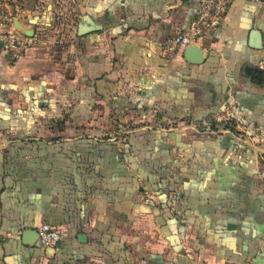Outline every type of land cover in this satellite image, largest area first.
<instances>
[{
    "label": "crops",
    "instance_id": "crops-1",
    "mask_svg": "<svg viewBox=\"0 0 264 264\" xmlns=\"http://www.w3.org/2000/svg\"><path fill=\"white\" fill-rule=\"evenodd\" d=\"M200 1H0L33 40L0 48V264H264V148L208 129L232 93L264 146V0H231L201 63L161 57Z\"/></svg>",
    "mask_w": 264,
    "mask_h": 264
},
{
    "label": "built area",
    "instance_id": "built-area-1",
    "mask_svg": "<svg viewBox=\"0 0 264 264\" xmlns=\"http://www.w3.org/2000/svg\"><path fill=\"white\" fill-rule=\"evenodd\" d=\"M231 0H201L197 15L185 29L174 31L161 45L160 56L171 60L177 52L190 45L195 44L197 40L208 30L220 25L223 21L227 8ZM15 15L11 12L8 4H3L0 8V48L6 52L9 57L15 58L22 49L29 46L33 40L30 36L23 34L14 25ZM218 117V118H217ZM221 119L226 124H231L232 103L225 105L215 119ZM214 120V119H213ZM215 121V120H214ZM216 122V121H215ZM195 130V128L193 127ZM142 201H149V194L138 193ZM36 232L40 243L44 247H57L62 238L61 230L49 222H41ZM223 264H236L232 261H226Z\"/></svg>",
    "mask_w": 264,
    "mask_h": 264
},
{
    "label": "rangeland",
    "instance_id": "rangeland-1",
    "mask_svg": "<svg viewBox=\"0 0 264 264\" xmlns=\"http://www.w3.org/2000/svg\"><path fill=\"white\" fill-rule=\"evenodd\" d=\"M1 1V0H0ZM230 94V100L228 101V102H226L225 103V105H227L228 103H232V112H233V108H234V104H235V99H233L234 98V96L232 95V93H229ZM220 111H221V109L220 110H218V111H216V112H214V113H212L211 114V116L209 117V121H210V123H209V125H211L210 126V128H208L209 130H210V134H212V135H218V134H229V135H231L233 138H235L236 139V141L238 142V143H240V144H245V145H251V146H255V147H257V148H264V146H262L261 145V143H259V140H255V139H253V137L252 136H250L247 132H246V130L243 128V126H241L240 124H239V122L238 121H236L234 118H233V121L231 122V124H226L225 125V123L223 122V121H221V119H215V115L216 114H219L220 113ZM213 119L216 121H213ZM172 120H175V121H172ZM171 121H169V122H167V126H171V125H173V127L175 128V126L177 127V125H176V122H183V120H177V119H172ZM213 121V122H212ZM211 122H212V124H211ZM175 125V126H174ZM198 127H197V130H194V132H195V134H193V133H191V134H189V133H187V132H185V133H182V134H185V135H190V136H197V134L196 133H198ZM200 130V129H199ZM185 131H187V130H185ZM253 149L254 148H250L249 147V152L250 153H255L256 154V156H258V157H262L263 159H264V149H261V150H259V149H257L256 151H253ZM262 168V167H261ZM138 193H140V192H138ZM142 193H146V192H142ZM143 202H146V201H143ZM147 202H149V201H147Z\"/></svg>",
    "mask_w": 264,
    "mask_h": 264
},
{
    "label": "water",
    "instance_id": "water-1",
    "mask_svg": "<svg viewBox=\"0 0 264 264\" xmlns=\"http://www.w3.org/2000/svg\"><path fill=\"white\" fill-rule=\"evenodd\" d=\"M16 28L27 36H30L32 33L30 29L26 30V28H24V26L22 24L17 23V21H16ZM99 28H100V26H95L94 24H92L91 21H89V20L87 21V19H86V22L80 23L78 25V34L83 35L89 31L96 30ZM252 34H255L257 36L256 32H253ZM202 51L203 50L200 47H198L197 45L190 44V45L186 46V48L183 52V57H184L185 61H187V62L201 63L203 61V58L201 57ZM249 69H250V67L246 66V70L248 71ZM32 231H34L36 236L38 235L35 230H32ZM79 238H82V236H79Z\"/></svg>",
    "mask_w": 264,
    "mask_h": 264
},
{
    "label": "trees",
    "instance_id": "trees-1",
    "mask_svg": "<svg viewBox=\"0 0 264 264\" xmlns=\"http://www.w3.org/2000/svg\"><path fill=\"white\" fill-rule=\"evenodd\" d=\"M256 81H257V82H261V77H259V78L257 77ZM232 118H234V117H233V112H232ZM213 121H214V120H213ZM213 121H212V122H213ZM212 122H211V124H212Z\"/></svg>",
    "mask_w": 264,
    "mask_h": 264
}]
</instances>
